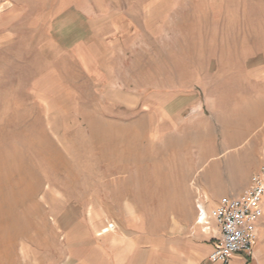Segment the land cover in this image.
Instances as JSON below:
<instances>
[{
  "label": "rangeland",
  "instance_id": "374dc122",
  "mask_svg": "<svg viewBox=\"0 0 264 264\" xmlns=\"http://www.w3.org/2000/svg\"><path fill=\"white\" fill-rule=\"evenodd\" d=\"M263 166L264 0H0V264L190 263Z\"/></svg>",
  "mask_w": 264,
  "mask_h": 264
},
{
  "label": "built area",
  "instance_id": "2783aa9c",
  "mask_svg": "<svg viewBox=\"0 0 264 264\" xmlns=\"http://www.w3.org/2000/svg\"><path fill=\"white\" fill-rule=\"evenodd\" d=\"M264 166L253 174L240 197H225L211 212L219 232V244L209 255L213 263L229 264L236 254H250L257 239V223L263 215ZM197 224L202 232L210 234L209 217L199 211ZM114 230L108 225L105 233Z\"/></svg>",
  "mask_w": 264,
  "mask_h": 264
},
{
  "label": "crops",
  "instance_id": "0c3cea01",
  "mask_svg": "<svg viewBox=\"0 0 264 264\" xmlns=\"http://www.w3.org/2000/svg\"><path fill=\"white\" fill-rule=\"evenodd\" d=\"M251 176L246 177V180L244 181L245 183L242 185L243 188L241 187L243 191L247 189ZM241 195L242 194H240V191H239L235 193V195L232 194L231 196H228V197H240ZM213 210H214V207L206 208V211L210 213ZM263 212H264V202H263ZM216 229H217L216 235L211 238V240L213 241V244H211L210 246L205 245L202 248L190 247V252L192 253L194 257V260L192 262L190 261V263H185V264H219V263H213L209 260V255L216 249V247L219 244V232H218L217 226H216ZM257 230H258V236L252 245L251 253L250 254H236L231 258V261L229 264H264V213L257 223ZM111 232L113 233L114 230H112ZM103 233H105V230ZM112 241L116 242L117 240H112ZM133 246L135 248L136 245L133 244L131 246L132 247L131 251L130 249L128 250L125 249L126 256L128 257V259L134 258ZM135 250L136 252H138L142 249L137 247ZM145 251L147 253L141 255L142 264H183L182 259L180 257H173V256L170 257V255L168 254H163L160 250H158V247L155 245L150 246V248L146 249Z\"/></svg>",
  "mask_w": 264,
  "mask_h": 264
},
{
  "label": "bare ground",
  "instance_id": "6f19581e",
  "mask_svg": "<svg viewBox=\"0 0 264 264\" xmlns=\"http://www.w3.org/2000/svg\"><path fill=\"white\" fill-rule=\"evenodd\" d=\"M199 211L202 213V215L208 216L207 212L203 209L202 206L199 207ZM199 216V214H198Z\"/></svg>",
  "mask_w": 264,
  "mask_h": 264
}]
</instances>
